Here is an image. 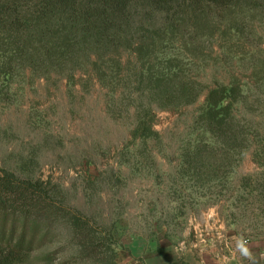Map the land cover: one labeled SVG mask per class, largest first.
Returning a JSON list of instances; mask_svg holds the SVG:
<instances>
[{"label": "rangeland", "instance_id": "rangeland-1", "mask_svg": "<svg viewBox=\"0 0 264 264\" xmlns=\"http://www.w3.org/2000/svg\"><path fill=\"white\" fill-rule=\"evenodd\" d=\"M253 2L140 8L120 46L60 66L0 52V168L44 181L97 238L85 251L68 220H31L34 248L16 264H124L150 242L222 253L264 236V1ZM223 88L226 108H213Z\"/></svg>", "mask_w": 264, "mask_h": 264}, {"label": "trees", "instance_id": "trees-1", "mask_svg": "<svg viewBox=\"0 0 264 264\" xmlns=\"http://www.w3.org/2000/svg\"><path fill=\"white\" fill-rule=\"evenodd\" d=\"M239 2L253 0H0V52L24 65L60 66L81 52L120 46L123 37L131 34L140 8L178 15L204 3L230 7ZM227 95L226 88L215 89L208 102L213 108H226L222 104ZM212 118L218 121L217 115ZM224 121L221 117L218 122L224 125ZM75 214L53 202L44 181L21 179L0 168V264H16L32 251L35 238L29 247L25 245L31 220H68L79 246L94 253L95 231ZM19 221L25 223L21 231ZM37 234L32 231L31 237Z\"/></svg>", "mask_w": 264, "mask_h": 264}, {"label": "crops", "instance_id": "crops-1", "mask_svg": "<svg viewBox=\"0 0 264 264\" xmlns=\"http://www.w3.org/2000/svg\"><path fill=\"white\" fill-rule=\"evenodd\" d=\"M255 264H264V236H259L247 243ZM124 264H253L240 255L236 245L222 253L210 251L198 246H183L165 243L157 248L151 242L141 249L133 250L124 258Z\"/></svg>", "mask_w": 264, "mask_h": 264}, {"label": "clouds", "instance_id": "clouds-1", "mask_svg": "<svg viewBox=\"0 0 264 264\" xmlns=\"http://www.w3.org/2000/svg\"><path fill=\"white\" fill-rule=\"evenodd\" d=\"M236 250L240 253L241 256L249 259L255 264L254 257L247 247V241L243 238H239L236 242Z\"/></svg>", "mask_w": 264, "mask_h": 264}]
</instances>
